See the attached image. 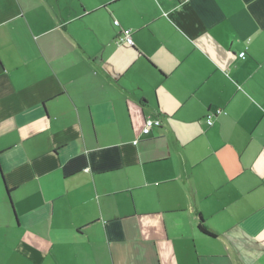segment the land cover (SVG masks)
I'll use <instances>...</instances> for the list:
<instances>
[{
	"label": "crops",
	"instance_id": "1",
	"mask_svg": "<svg viewBox=\"0 0 264 264\" xmlns=\"http://www.w3.org/2000/svg\"><path fill=\"white\" fill-rule=\"evenodd\" d=\"M0 264H264V0H0Z\"/></svg>",
	"mask_w": 264,
	"mask_h": 264
},
{
	"label": "built area",
	"instance_id": "2",
	"mask_svg": "<svg viewBox=\"0 0 264 264\" xmlns=\"http://www.w3.org/2000/svg\"><path fill=\"white\" fill-rule=\"evenodd\" d=\"M115 25H117V22H115ZM121 39L122 41L126 42L128 45H131L133 43L132 39H131V33L129 30H122L121 31ZM239 57L241 59H244L245 57V54L244 53H240L239 54ZM212 119H213V115L212 113H208L206 115V117L204 118L206 124L208 126H211L213 125V122H212ZM160 124L161 122L159 121V119H151V118H146L145 119V124H144V128H143V134L145 136L149 135L150 134V131L153 127H160Z\"/></svg>",
	"mask_w": 264,
	"mask_h": 264
},
{
	"label": "trees",
	"instance_id": "3",
	"mask_svg": "<svg viewBox=\"0 0 264 264\" xmlns=\"http://www.w3.org/2000/svg\"><path fill=\"white\" fill-rule=\"evenodd\" d=\"M5 189H6V193H8L9 190H8L7 188H5ZM199 229H200L202 232L207 233V235H209L208 232H207V230H206L203 226H200Z\"/></svg>",
	"mask_w": 264,
	"mask_h": 264
}]
</instances>
